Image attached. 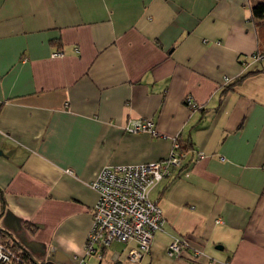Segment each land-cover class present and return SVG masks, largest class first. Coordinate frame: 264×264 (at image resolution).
<instances>
[{
    "label": "crops",
    "instance_id": "1",
    "mask_svg": "<svg viewBox=\"0 0 264 264\" xmlns=\"http://www.w3.org/2000/svg\"><path fill=\"white\" fill-rule=\"evenodd\" d=\"M255 2L0 0V229L37 264H76L100 170L162 161L177 140L189 148L149 192L164 226L141 264H193L167 255L174 237L217 264H264ZM145 119L154 134L126 131ZM134 247L85 260L130 264Z\"/></svg>",
    "mask_w": 264,
    "mask_h": 264
},
{
    "label": "built area",
    "instance_id": "2",
    "mask_svg": "<svg viewBox=\"0 0 264 264\" xmlns=\"http://www.w3.org/2000/svg\"><path fill=\"white\" fill-rule=\"evenodd\" d=\"M185 104L195 108L189 98ZM125 129L129 133H155L153 123L146 119L132 121ZM182 157L183 152L176 140L169 156L162 161L106 166L100 170L89 184L96 193L92 226L85 240L84 258L74 260L76 264H88L85 259L93 255L98 260L102 259L103 250L113 242H134L136 247L128 251L127 260L130 264H141L142 258L149 255L154 234L162 231L164 226L162 210L157 203L150 201L149 192L158 182L169 178L174 170L180 169ZM197 159H203V155L198 153ZM167 255L193 264L218 263L205 254L203 244L183 237L172 238ZM11 259L12 255L0 245V262L8 263ZM111 259L115 261L117 254Z\"/></svg>",
    "mask_w": 264,
    "mask_h": 264
},
{
    "label": "trees",
    "instance_id": "3",
    "mask_svg": "<svg viewBox=\"0 0 264 264\" xmlns=\"http://www.w3.org/2000/svg\"><path fill=\"white\" fill-rule=\"evenodd\" d=\"M250 20L254 22L259 45L258 50L255 54L256 57H260L263 59L264 57V0H256V2L250 6ZM263 38V40H262ZM249 73L243 76L240 80L246 78V76L255 74ZM239 80V81H240ZM231 87H229L230 89ZM179 150L186 151L188 150V145L182 142H178ZM0 245L12 255V259L8 263L0 264H37L35 263L29 256L26 250H24L21 246H19L6 232L0 229Z\"/></svg>",
    "mask_w": 264,
    "mask_h": 264
},
{
    "label": "rangeland",
    "instance_id": "4",
    "mask_svg": "<svg viewBox=\"0 0 264 264\" xmlns=\"http://www.w3.org/2000/svg\"><path fill=\"white\" fill-rule=\"evenodd\" d=\"M121 248V246H116V245H112V247H110V250L112 251V250H114V249H120Z\"/></svg>",
    "mask_w": 264,
    "mask_h": 264
},
{
    "label": "clouds",
    "instance_id": "5",
    "mask_svg": "<svg viewBox=\"0 0 264 264\" xmlns=\"http://www.w3.org/2000/svg\"><path fill=\"white\" fill-rule=\"evenodd\" d=\"M71 246H72V248L75 250V245H74V244H72Z\"/></svg>",
    "mask_w": 264,
    "mask_h": 264
}]
</instances>
